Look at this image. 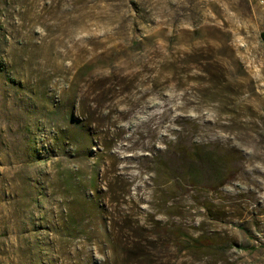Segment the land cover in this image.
<instances>
[{
	"label": "rangeland",
	"instance_id": "1",
	"mask_svg": "<svg viewBox=\"0 0 264 264\" xmlns=\"http://www.w3.org/2000/svg\"><path fill=\"white\" fill-rule=\"evenodd\" d=\"M262 34L259 0H0V264H264Z\"/></svg>",
	"mask_w": 264,
	"mask_h": 264
},
{
	"label": "trees",
	"instance_id": "2",
	"mask_svg": "<svg viewBox=\"0 0 264 264\" xmlns=\"http://www.w3.org/2000/svg\"><path fill=\"white\" fill-rule=\"evenodd\" d=\"M262 36L264 37V34H262ZM190 160V158H189ZM207 161V158L205 156L202 155H197L193 158V163H195L197 166L200 165H204V163ZM194 166V165H193ZM189 171V176L192 175L193 172L196 171V169H192V165L191 167H189L188 169ZM107 190V189H106ZM119 199V197L117 198V200ZM117 200L114 202L116 203ZM125 221V220H123ZM122 221V225L121 226H117L114 223V220L110 219L104 226L105 232H107V241H108V248H107V253H109L110 255H115V253H117L118 249H120V251H122V253H125L127 255V257L129 256L131 259H138V257H142L143 256V252H142V245L139 244L138 242L141 241L139 237V235L137 233H135V231H138L139 234L142 231L141 228H139L138 226H135V222H125L123 224ZM141 230V231H140ZM120 232L123 233V236L120 235ZM134 233V234H133ZM130 235V236H129ZM141 235V234H140ZM129 236V238H127ZM135 240L132 246L129 247L128 249V245H126L125 241H128L129 243H131V241ZM138 239V240H137Z\"/></svg>",
	"mask_w": 264,
	"mask_h": 264
},
{
	"label": "built area",
	"instance_id": "3",
	"mask_svg": "<svg viewBox=\"0 0 264 264\" xmlns=\"http://www.w3.org/2000/svg\"><path fill=\"white\" fill-rule=\"evenodd\" d=\"M259 3L264 6V0H259Z\"/></svg>",
	"mask_w": 264,
	"mask_h": 264
}]
</instances>
